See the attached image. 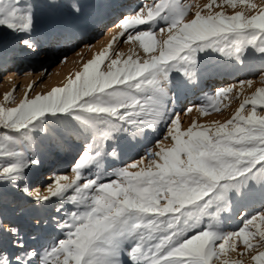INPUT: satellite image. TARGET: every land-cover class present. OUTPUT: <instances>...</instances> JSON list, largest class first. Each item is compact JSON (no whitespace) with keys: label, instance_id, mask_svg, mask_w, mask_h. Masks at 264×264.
I'll return each mask as SVG.
<instances>
[{"label":"snow or ice","instance_id":"snow-or-ice-1","mask_svg":"<svg viewBox=\"0 0 264 264\" xmlns=\"http://www.w3.org/2000/svg\"><path fill=\"white\" fill-rule=\"evenodd\" d=\"M222 4L257 9L251 0ZM213 5L221 7L216 0L206 7ZM191 8L181 0H155L122 14L114 27L124 42H138L146 59L120 53L109 60L105 51L63 87L25 96L15 108L0 107V185L19 189L36 208L52 198L67 205L56 208L63 212L55 223L63 238L47 247L0 217V264H243L226 255L238 242L250 264H264V87L223 123L193 122L182 130L173 109L183 89L212 71L203 65L213 52L249 69L257 57L264 64V8L251 15L197 10L188 18ZM63 9L82 15L81 5L63 0H0V44L10 40L23 54L39 55L45 42H72L74 30H38L42 10ZM233 87L218 88L198 110L220 112ZM162 123L171 147L157 141L159 150H149L139 163L103 170L108 157H119L128 135L144 136ZM60 125L86 144L72 178L53 173L45 183L33 134L50 136ZM256 206L260 211L242 229L224 231L225 220ZM32 219L37 233L49 223L39 215ZM256 220L261 227L249 231Z\"/></svg>","mask_w":264,"mask_h":264},{"label":"rangeland","instance_id":"rangeland-1","mask_svg":"<svg viewBox=\"0 0 264 264\" xmlns=\"http://www.w3.org/2000/svg\"><path fill=\"white\" fill-rule=\"evenodd\" d=\"M36 2L40 3L42 0H36ZM63 2L81 5L82 15H73L67 9L58 11L42 10L38 19V30L41 33L74 30L78 32V37L75 40L60 44L55 41L45 42L39 55L23 54L10 40L0 44V107L5 109L15 108L23 101L25 96L32 99L38 94H47L53 88L63 87L68 83L69 78H74L77 72L82 71L83 65L93 60L99 53L110 52L109 60L117 58L120 53L123 54L122 59H127L130 55L134 59L137 57L141 60L147 58L139 43L124 42V39L119 36L120 29L114 27V25L122 14H129L145 4L151 5L155 0H63ZM181 2L192 5L188 18L194 16L197 10H203V15L209 14V11L212 13L223 11L227 15L245 12L251 15L259 8H264V0H251L252 3L257 5V9H248L242 6L232 8L223 5L222 0H216L217 4H221V7L213 5L211 9L206 7L211 3V0H181ZM166 35L167 33L158 35L157 38L163 39ZM109 45H111V48H109ZM201 55L207 54L202 53ZM254 64L255 66L249 69L243 65L233 64L232 61H228L219 53H211V57L203 66L206 69H212V71H206L202 74L198 83L190 84L183 89L173 105L174 111L179 113L182 130H186L193 122L200 125H211L216 121L223 123L230 119L245 97L251 96L257 89L264 87V81L260 78V72L264 69V64H261L258 57L255 59ZM215 69L222 70L215 71ZM220 73L223 76L216 87L224 88L233 85L235 87H233L228 98L220 102V112L211 111L210 109V114H202L198 110L201 106L199 99L205 103L215 93L214 90L209 92L210 87H208V84L211 79H215L217 82ZM236 73H239V76H235ZM247 80H252V85L249 87L245 83L241 86L240 82ZM30 86L31 91H29ZM5 97H8V99ZM192 97H196L194 102H191ZM189 108L192 110L186 113L185 110ZM166 134L167 128L162 123L144 136L134 138L128 135L127 139L123 140L117 148L119 157H108L103 165V170L111 172L115 168L123 167L132 162L139 163L141 157L145 156L149 150H159L154 147L157 141H162L165 147H171V139H164ZM33 135L36 137L34 147L44 160L43 178L45 183L51 182L47 178L53 176V173L67 175L72 178L71 168L79 153L85 147V137L70 130V126L64 125H60L58 131L50 136H45L42 133ZM68 137L79 141L82 145L76 151L69 165L63 168L64 156L71 155L73 152L72 143L71 141L68 142ZM147 164L148 161L145 159L140 167ZM110 178L106 177V179ZM34 184V179L29 181L30 187ZM36 186H40L41 191L45 192L41 185ZM58 207H67V205H61L58 198H52L46 208H36L33 207L31 199L19 189L0 185V217L18 225L22 230L21 232L26 236L36 235L37 240L33 242L35 244H38V241L44 238L42 245L47 247L63 238V234L55 227L56 221L63 215V212H56ZM258 211H260V208L256 206L248 209L246 213L232 215L225 220L224 231L235 232L242 229L247 218ZM37 215L49 221L39 233L35 231L32 219ZM17 222L22 224L19 226ZM260 227V221L256 220L253 225H249V231L255 232ZM252 242L255 243L256 241ZM243 252H245L244 246L242 242H238L236 251L229 252L226 255L233 261L240 260L243 264H250L249 257L241 255Z\"/></svg>","mask_w":264,"mask_h":264},{"label":"bare ground","instance_id":"bare-ground-1","mask_svg":"<svg viewBox=\"0 0 264 264\" xmlns=\"http://www.w3.org/2000/svg\"><path fill=\"white\" fill-rule=\"evenodd\" d=\"M240 75H241V73H240ZM223 75L220 73L219 74V79H218V81L216 82L215 81V79H211L210 80V83L208 84V87H210V89H209V92H212L213 90L214 91H216L218 88H221V87H216V85L217 84H219V81H220V78L222 77ZM235 76H239V73H236L235 74ZM235 78V77H234ZM238 83V82H237ZM240 88V87H239ZM237 89H238V87H237ZM194 100H196V97H192L191 98V102H194ZM199 103H200V105H202L204 102L201 100V99H199ZM71 141V143H72V153H71V155H67V156H64V161H63V168H66L68 165H69V163L71 162V160H72V158H73V156L75 155V153H76V151L80 148V146L82 145L79 141H77V140H73V139H69V137H68V142H70ZM24 218V217H23ZM25 220V219H24ZM21 221H23V220H21ZM31 222V221H30ZM18 223V222H17ZM21 223V222H20ZM23 223H24V221H23ZM25 223H29V222H25ZM19 224V223H18ZM22 224V223H21ZM21 224H19V226L21 225ZM17 227H18V225H16ZM22 231V230H21ZM44 243V238H42V239H40L39 241H38V244L37 245H42Z\"/></svg>","mask_w":264,"mask_h":264}]
</instances>
